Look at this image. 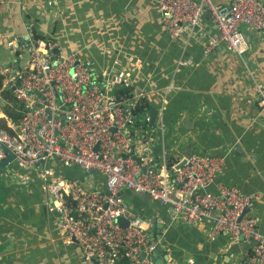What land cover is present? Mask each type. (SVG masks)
Instances as JSON below:
<instances>
[{"label": "crops", "instance_id": "0c3cea01", "mask_svg": "<svg viewBox=\"0 0 264 264\" xmlns=\"http://www.w3.org/2000/svg\"><path fill=\"white\" fill-rule=\"evenodd\" d=\"M163 15L155 0H0V66L20 63L22 50L7 41L38 34L65 53L74 51L98 80L127 70L133 94L157 110L152 122L147 111L141 115L134 151L153 154L158 168L193 153L224 156L217 180L253 196L252 214L264 235V34L244 30L248 48L242 56L224 43L204 55L203 44L217 34L208 10L175 40L163 27ZM5 102L0 97V121L8 126ZM49 165L56 173L86 177L76 166L57 160ZM2 171L8 179L0 172V264H95L82 258L61 232L57 214L47 210L38 169L12 160ZM94 177L102 183L101 174ZM122 199L147 221L163 264H244L250 256L252 245L241 237H209L213 216L188 224L146 194L124 190Z\"/></svg>", "mask_w": 264, "mask_h": 264}, {"label": "built area", "instance_id": "2783aa9c", "mask_svg": "<svg viewBox=\"0 0 264 264\" xmlns=\"http://www.w3.org/2000/svg\"><path fill=\"white\" fill-rule=\"evenodd\" d=\"M155 2L160 11L169 13L162 22L172 40L192 30L201 10L209 11L217 34L203 44L204 55L224 43L230 53L242 56L248 48L244 30L264 34L262 0ZM19 39L6 44L17 51L25 49L27 59L0 66V75L8 88L13 87L20 105L18 120L8 123L12 133L0 128V147L9 150L19 166L38 169L47 210L57 214L61 232L77 244L84 260L154 264L150 257L157 240L148 233L147 221L122 199L128 190L170 207L172 218L184 223L213 216L210 238L221 233L233 240L241 237L252 245L244 264H264V235L252 214L253 196L217 180L224 156L193 153L179 168L165 163L156 167L153 154L133 149L142 129L141 122L135 126L132 115L140 95L120 99L115 95L116 89L130 85L127 70L98 80L90 65L74 51L63 52L52 39L29 35ZM259 95L264 105V88ZM142 142L148 144L145 137ZM5 155L0 148V161ZM53 160L80 168L86 177L56 173L49 165ZM94 173L101 174V184ZM119 218L127 225L118 224Z\"/></svg>", "mask_w": 264, "mask_h": 264}, {"label": "trees", "instance_id": "16d2710c", "mask_svg": "<svg viewBox=\"0 0 264 264\" xmlns=\"http://www.w3.org/2000/svg\"><path fill=\"white\" fill-rule=\"evenodd\" d=\"M34 37L36 39H38L39 35L35 34ZM2 79H3V77L0 75V97L3 98L5 101H7V103L8 102L10 103L8 106H5L2 111L4 112V114L8 118H10L12 121L16 122L19 118V112L17 111V109L20 107V105L15 100L11 89L3 86ZM115 95L118 99L125 98V97L130 98L133 95V92H132L130 87L120 88V89L116 90ZM148 107H149V104L145 100V98H143V97L139 98L137 103L134 105V107L132 109V115H133V120H134L136 127L141 122L140 121L141 115L148 110ZM0 128L9 132V133H12L11 128L9 126H7L6 121L4 119H1V121H0ZM177 162H178L177 160L167 159L166 166L171 167L172 165L176 164Z\"/></svg>", "mask_w": 264, "mask_h": 264}, {"label": "water", "instance_id": "95a60500", "mask_svg": "<svg viewBox=\"0 0 264 264\" xmlns=\"http://www.w3.org/2000/svg\"><path fill=\"white\" fill-rule=\"evenodd\" d=\"M162 12L164 13V15H167V16L169 15V13L166 12V11H162ZM11 89H13V87H11ZM147 113H148V115H149V117H150V122H152V120L154 119V117H155V115H156V113H157V110L149 106V109L147 110ZM0 148H1V150L6 154L5 157H4V159H3L2 161H0V167L3 168V167H5L8 163H10V162L13 160L14 155H13L9 150H7L4 146H1ZM187 157H188V156L185 155L181 160H179V161L175 164V168H179L180 166H182V165L185 163ZM212 215H216V214L213 212ZM117 223L120 224L121 226H126V225H127V221L124 220L123 218H119V219H117ZM161 248H162V247H161L160 245H158V246L156 247V251L153 252L152 255H151V257H150L151 260H152L155 264H163V263L161 262V260H160V259L158 258V256H157V252H158V251H161ZM141 255L143 256L144 254L141 253ZM93 261H94V260H93Z\"/></svg>", "mask_w": 264, "mask_h": 264}, {"label": "rangeland", "instance_id": "374dc122", "mask_svg": "<svg viewBox=\"0 0 264 264\" xmlns=\"http://www.w3.org/2000/svg\"><path fill=\"white\" fill-rule=\"evenodd\" d=\"M18 58H19V60H20V63L24 62V61L27 59V53H26V50H25V49H23V50L18 54ZM5 106H8V103H7V102H5V103L1 106L2 110H3V108H4ZM13 164H14V163H13ZM17 168H19V167H17ZM0 172H2V174H3V178H4V179H8V176H5V175H4L5 172L2 171V168H0Z\"/></svg>", "mask_w": 264, "mask_h": 264}]
</instances>
